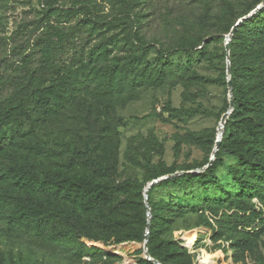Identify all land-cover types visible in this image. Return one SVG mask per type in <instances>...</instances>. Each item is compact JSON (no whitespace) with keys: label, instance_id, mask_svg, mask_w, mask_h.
Wrapping results in <instances>:
<instances>
[{"label":"rangeland","instance_id":"obj_1","mask_svg":"<svg viewBox=\"0 0 264 264\" xmlns=\"http://www.w3.org/2000/svg\"><path fill=\"white\" fill-rule=\"evenodd\" d=\"M74 1L0 0V99L18 85L28 100L27 117L13 114L0 130V264H264V177L248 171L264 166V17L230 36L262 4L91 0L116 18L94 27L65 15ZM45 4L56 10L44 15ZM79 28L69 38L75 63L32 75L44 40ZM246 42L258 68L240 77L238 93L263 106L232 119L250 129L223 137L228 81ZM217 139L227 195L198 182ZM87 142L92 155L81 158L74 151ZM83 173L116 187L108 202L64 193L61 180ZM19 200L51 214L43 230L9 224Z\"/></svg>","mask_w":264,"mask_h":264},{"label":"trees","instance_id":"obj_2","mask_svg":"<svg viewBox=\"0 0 264 264\" xmlns=\"http://www.w3.org/2000/svg\"><path fill=\"white\" fill-rule=\"evenodd\" d=\"M262 4V8L251 14L250 16L246 17L242 21V23L237 27L236 31L233 34V39H237V37L242 35V31L240 26L243 27L245 24H251L259 22V19H263V11H264V0H259ZM45 8L44 15H49L53 10H56L54 5H43ZM247 11V13H249ZM65 15L70 17H75L78 14H84L85 19L89 21V23L94 27H107V26H114V19L116 18H104L100 14L96 12L95 6L91 0H75L72 8L69 11L64 12ZM264 31V27H262ZM79 29H74L72 32H59L56 34L57 41H49L47 39L44 40V47H42L41 52V62L36 66L35 70H33V74L35 75H42L44 73H50L54 70L60 71L62 68L69 67L73 63H75V47L77 44L76 42H69V38L71 35L77 33ZM81 40V37L79 36ZM51 40V39H50ZM141 43L136 41L134 46L137 48L141 47ZM245 45L247 48L245 52H242V55L238 57V64L236 68L233 70V74H231L230 82L232 87V96H233V111L230 116L225 121V126L223 129V137L228 135H235L237 136L236 130L238 129H250L251 122L245 120H232L236 118V116L240 115L242 110L244 109H254V107H262L263 105L259 104L253 96H247L243 93H238L241 83L239 81L242 75H248L246 72L251 71L253 68H258L257 62L258 58L255 52L251 49L249 42H246ZM92 52L89 53V58L91 59ZM161 57H164L162 55ZM4 83H2L3 85ZM27 98L25 96L24 88L22 86L16 85L13 89V92L4 98L0 99V103H3L5 110H0V130L2 129L3 125L11 118L13 114H18L20 118L27 117ZM229 107V102L224 105V111L226 108ZM236 122L237 128L232 126V123ZM264 126V124H263ZM89 142L86 143V150L80 151L75 150L74 153L79 157H90L92 155V151L90 148ZM223 144L219 145L218 150L214 154V160L212 161L211 165H209L204 170L200 171L198 182L201 183L205 190L208 186L211 189H217L222 192L224 195L229 194L227 189L223 186L221 180L216 176L215 172L218 168V159L220 155V151L223 148ZM231 154L237 158L242 159L243 153L240 149L235 148L231 150ZM209 163V162H208ZM207 163V164H208ZM22 167L19 168L21 172V176L25 177L27 173L22 172ZM248 171L253 173L254 175L261 173L264 177V166H255V164L248 165ZM232 174V173H231ZM159 176V175H158ZM189 175H181L183 178H188ZM177 180V178L172 177L170 180ZM19 180H29V178H19ZM62 185L64 186L65 194L71 195L73 192H81L82 194L90 197V199L94 202L105 203L110 200V198L115 194L116 187L112 186L107 182H98L94 176L88 175L87 173H83L79 176H69L65 177L61 180ZM169 181H163L164 184H167ZM246 183H243L245 185ZM154 185V184H153ZM152 185V186H153ZM152 186L150 188H152ZM202 198L207 199L209 196L206 192L202 195ZM47 213L44 208L35 204L33 201H24L19 200L17 207L12 211L9 217V224L13 226V224L22 225L26 229H33V230H43L48 221H50V215H44ZM34 222H30L32 217H35ZM153 231L149 230V235L151 236ZM149 236V237H150ZM150 253V250L148 248Z\"/></svg>","mask_w":264,"mask_h":264},{"label":"water","instance_id":"obj_3","mask_svg":"<svg viewBox=\"0 0 264 264\" xmlns=\"http://www.w3.org/2000/svg\"><path fill=\"white\" fill-rule=\"evenodd\" d=\"M250 15H251V14H249L248 16H250ZM248 16H244V17L238 19V21L233 25L232 31H231V33H230V36H232V35L234 34V32L236 31L237 27H238V26L242 23V21H243L244 19H246V17H248ZM226 50H227V51L229 50V49H228V41L226 42ZM228 83H229V90L232 91L230 80L228 81ZM229 108L231 109V111H233V96H232V94L230 95V99H229ZM226 116H227V113H225V114L223 115V117H222V121L225 120ZM222 133H223V130H222V132H220V134H222ZM220 142H221V139H217V140H216L215 151H214V153H213V157L210 158L209 163L206 165L205 168H207L209 165H211L212 161L214 160V154H215V152L218 150L219 145H220ZM205 168H204V169H205ZM155 181H156V180H153V181L150 182L149 188L154 184ZM145 204H146V206L149 208V204H148V202H147V192L145 193ZM148 215H149V212H148ZM148 217H149V216H148ZM147 239H148V234L145 235V240H147ZM145 251H146V253H147L146 246H145ZM154 263H155V264H159V262H158L157 260H155Z\"/></svg>","mask_w":264,"mask_h":264}]
</instances>
